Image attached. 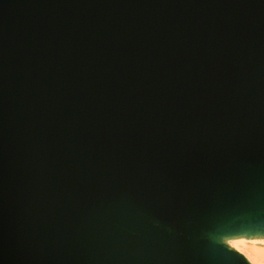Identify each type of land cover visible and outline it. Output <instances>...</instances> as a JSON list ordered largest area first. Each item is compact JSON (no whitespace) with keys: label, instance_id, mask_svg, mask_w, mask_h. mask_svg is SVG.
Here are the masks:
<instances>
[{"label":"water","instance_id":"obj_1","mask_svg":"<svg viewBox=\"0 0 264 264\" xmlns=\"http://www.w3.org/2000/svg\"><path fill=\"white\" fill-rule=\"evenodd\" d=\"M242 234L264 0H0V264H240Z\"/></svg>","mask_w":264,"mask_h":264},{"label":"clouds","instance_id":"obj_2","mask_svg":"<svg viewBox=\"0 0 264 264\" xmlns=\"http://www.w3.org/2000/svg\"><path fill=\"white\" fill-rule=\"evenodd\" d=\"M228 246L246 253L249 264H264V235H240L228 240Z\"/></svg>","mask_w":264,"mask_h":264},{"label":"snow or ice","instance_id":"obj_3","mask_svg":"<svg viewBox=\"0 0 264 264\" xmlns=\"http://www.w3.org/2000/svg\"><path fill=\"white\" fill-rule=\"evenodd\" d=\"M227 245H228V241H227ZM225 248L227 249L229 255H230L231 257H233L234 260H240V264H245V262H249L246 253L240 252V251H238V250H236V251L234 252V251L231 250V249H233V248H231V247H229V246H225ZM236 252H240V253H241V256H240V257H237Z\"/></svg>","mask_w":264,"mask_h":264},{"label":"bare ground","instance_id":"obj_4","mask_svg":"<svg viewBox=\"0 0 264 264\" xmlns=\"http://www.w3.org/2000/svg\"><path fill=\"white\" fill-rule=\"evenodd\" d=\"M235 238H237V237H230V238H226L225 240H224V242L227 244V241L229 240V239H235ZM232 250H235V249H232ZM236 251V250H235ZM238 253H240V252H238ZM241 254V253H240ZM249 263V262H248Z\"/></svg>","mask_w":264,"mask_h":264}]
</instances>
